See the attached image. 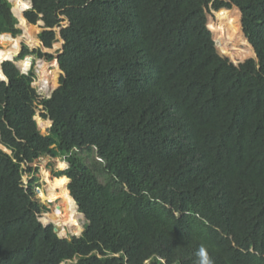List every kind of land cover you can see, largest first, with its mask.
Wrapping results in <instances>:
<instances>
[{
    "label": "trees",
    "instance_id": "trees-1",
    "mask_svg": "<svg viewBox=\"0 0 264 264\" xmlns=\"http://www.w3.org/2000/svg\"><path fill=\"white\" fill-rule=\"evenodd\" d=\"M28 1L43 47L63 42L37 52L62 76L42 98L34 68L2 64L0 264H198L201 246L213 264H264V0ZM12 10L0 0V36L23 34ZM212 11L242 15L258 59L220 56ZM60 156L81 236L44 225L38 179L23 181Z\"/></svg>",
    "mask_w": 264,
    "mask_h": 264
},
{
    "label": "bare ground",
    "instance_id": "bare-ground-1",
    "mask_svg": "<svg viewBox=\"0 0 264 264\" xmlns=\"http://www.w3.org/2000/svg\"><path fill=\"white\" fill-rule=\"evenodd\" d=\"M10 2L13 3V12L19 20V26L24 30V34L23 37L18 39L13 38L11 35L0 36V40H2L5 45V49L0 50V59L2 61L6 59L14 60L15 57L19 55L22 41L25 40L32 46L38 43V28L29 24L28 20L23 16V12L30 8V2L26 0H11ZM235 10L239 11L238 9ZM216 15L219 19L217 18V22L210 23V29L215 35L217 49L220 55L235 60H245L249 58L251 51L247 47L241 46V41H243L242 23L238 22V18L230 15L228 11L217 12ZM18 63L24 71H28L31 67L30 58ZM239 63H237V65ZM49 66L50 65L46 63L40 64V82L38 83L41 91L47 96H50L52 92L58 88V78L61 73L57 61L53 64L55 70L51 71L52 69H49ZM1 72L0 69V76L4 77L3 73L1 75ZM37 122L39 127L45 131H48L51 127V122L44 121L42 118H37ZM0 149L6 150L1 143ZM61 165L65 166V163L61 162ZM48 177L49 172L45 171L44 180H48ZM47 183V189L49 191H47L46 195H42L43 201H57L61 199V202L60 204H55L54 212L47 214L44 221L46 223H56L58 228L62 231L61 235L65 234V228H68L70 231L76 230L80 234L82 231L81 221L84 219V215L79 212L77 203L67 188L68 178L63 176L62 178H55ZM56 189H60V192L57 193ZM49 194L50 196H47Z\"/></svg>",
    "mask_w": 264,
    "mask_h": 264
},
{
    "label": "rangeland",
    "instance_id": "rangeland-1",
    "mask_svg": "<svg viewBox=\"0 0 264 264\" xmlns=\"http://www.w3.org/2000/svg\"><path fill=\"white\" fill-rule=\"evenodd\" d=\"M9 1H11V0H9ZM26 1H28V0H26ZM11 4L13 5V3L11 2ZM229 11H235V9L233 8V9H231V10H229ZM216 13L217 12H215V11H212L209 15H208V27H209V24L210 23H213V22H217V18H218V16L216 15ZM219 19V18H218ZM239 22V21H238ZM239 24V23H238ZM20 25V24H19ZM37 28H38V30H39V32H38V35H37V37H39V34L42 32V26H40V24H38L37 26H36ZM210 29V28H209ZM211 30V29H210ZM23 31V34H24V30H22ZM58 32H59V30H57ZM23 34L21 35V36H19V37H17V38H15V39H18V38H21V37H23ZM21 48H20V51H19V57L18 58H16L15 60H16V62H19V61H21L23 58L21 57L20 58V55L22 54V52H23V49H24V46H26V47H28L29 49H30V51H33V53H36V54H30L29 56H31V57H33L34 59H35V61H34V63H33V68H34V72H35V74H36V80H35V87H36V89L38 90V93L40 94V96L42 97V98H48V96L47 95H45L42 91H41V89H40V86L38 85V83L40 82V67H38V62L39 61H43V63H46V64H48V65H50L49 66V69H52L51 71H53V70H55V67L53 66V64H54V62L55 61H57L56 59L54 60V61H47V59L46 58H43V57H41V56H39L38 54H37V52L39 51V50H42L44 53H50V54H52V55H54V57L55 58H57V56H58V51H60L62 48H63V42L62 41H59V42H57L55 45H54V47H53V49H51V50H49V49H46V48H44L43 47V44L41 43V41L39 40V38H38V43L36 44V45H34V46H32V45H30L29 43H27L25 40L24 41H22V43H21ZM3 49H5V45H4V42L2 41V40H0V50H3ZM218 50V49H217ZM15 57V56H14ZM228 59V58H227ZM1 60V59H0ZM52 64V65H51ZM1 75H2V72H1ZM60 77H61V73H60V75H59V78H58V87H59V81H60ZM41 109V108H40ZM38 110L37 111V116H36V121H37V118L38 117H40V118H42L41 117V110ZM38 123V122H37ZM38 126H39V124H38ZM39 129H40V131H41V133L43 134V135H48L49 133H48V131H45V130H43L42 128H40L39 127ZM96 160V155H92L91 156V158L90 159H88L87 161L90 163L92 160ZM61 162H64V157L63 156H60L59 158H57V159H53V158H50V157H48V158H41V159H39V160H37L36 162H34L33 164H32V169L33 170H35V169H37L36 171H34L33 173H25L24 174V177H23V181H24V183L25 184H27L29 181H30V179L32 178V177H35L36 179H38V185H41V186H45V190H46V192L47 191H49L48 189H47V185H48V183L47 182H51L52 180H54L55 179V177H54V173L55 172H58V171H62V170H65V169H67L68 168V163H65V166H62L61 165ZM66 165H67V167H66ZM25 169H27V167H25ZM45 171H48L49 172V177H48V180H44V172ZM101 181L102 182H104L105 181V178L104 177H102V179H101ZM68 187V186H67ZM57 191V193L58 192H60V189H56ZM50 193V192H49ZM47 194V193H46ZM47 196H50V194L49 195H47ZM60 202H61V199H58L57 201H46V203L45 204H43V202H40L42 205H45L47 208H48V212H46V213H43L42 215H41V217H40V220H41V222L44 224V225H49V224H52V225H54V227L56 228L55 229V232L56 233H58V235L61 237V238H70V237H72V236H81L82 234H83V232H84V230H85V227H86V224H87V220L85 219V217H84V219L81 221V227H82V231L80 232V234L76 231V230H74V231H70L68 228H65V234L64 235H61V230L58 228V226L56 225V223H54V222H45L44 221V218H45V216L47 215V214H51V213H53L54 212V208H55V204L57 203V204H60ZM68 229V230H67ZM77 233V234H76ZM66 235V236H65ZM63 264H69V263H63Z\"/></svg>",
    "mask_w": 264,
    "mask_h": 264
},
{
    "label": "water",
    "instance_id": "water-1",
    "mask_svg": "<svg viewBox=\"0 0 264 264\" xmlns=\"http://www.w3.org/2000/svg\"><path fill=\"white\" fill-rule=\"evenodd\" d=\"M29 2H30V8L27 9V10H30V9L33 8V3H32V1H29ZM234 9H238V10L241 12V10H240L239 8H237V7H234ZM27 10H25V11L23 12V16H24V13H25ZM12 12H13V10H12ZM13 14H14V12H13ZM14 16L16 17L15 14H14ZM241 16H242V15H241ZM16 18H17V17H16ZM241 23H242V18H241ZM39 24H40V26H44V22H39ZM242 27H243V25H242ZM18 28L21 29V30H23L21 26H18ZM243 31H244V29H243ZM212 33H213V31H212ZM244 34H245V33H244ZM213 37H214V40H215V35H214V33H213ZM245 37H246V35H245ZM246 39H247V37H246ZM247 40H248V39H247ZM215 42H216V40H215ZM21 47H22V46H21ZM216 48H217V42H216ZM219 54H220V53H219ZM220 56H222V55H220ZM18 57H19V55L16 56L15 59L18 58ZM222 57H223V56H222ZM223 58H225V57H223ZM15 59H14V60L6 59V60H3V61L0 60V69H1V71H2V73H3V75H4V72H3V69H2V64H3L4 62H7V61H9V62H13V63H15V65H16L19 69H21L19 63L16 62ZM250 59H258L257 54H256L255 57H251V58H249V59H247V60H245V61H243V62H240L238 65L235 64V63H233L231 60H230V62H231L233 65H235L236 67H239L240 65L244 64L246 61H248V60H250ZM57 61H58V59H57ZM59 69H60V67H59ZM60 71H61V70H60ZM61 76H62V71H61ZM0 78H1L2 80H4V81H7V78L5 77V75H4V77H1V76H0ZM56 89H57V88H56ZM56 89L52 92V94H51L50 96H48V98H51V97H52V95H53V93L56 91ZM52 126H53V123H52V121H51V127L49 128L48 133L50 132ZM5 149H6V148H5ZM0 150L6 152V153H8V154H11V151H8L7 149H6V150L0 149ZM77 206H78V205H77ZM78 210H79V206H78ZM82 215H84V214H82ZM84 217H85V215H84ZM85 219H86V217H85ZM47 225H48V224H47Z\"/></svg>",
    "mask_w": 264,
    "mask_h": 264
},
{
    "label": "built area",
    "instance_id": "built-area-1",
    "mask_svg": "<svg viewBox=\"0 0 264 264\" xmlns=\"http://www.w3.org/2000/svg\"><path fill=\"white\" fill-rule=\"evenodd\" d=\"M30 58V63H31V67L28 71H24L23 69H21V72L25 75H28L29 72L33 69V63L35 61V59L31 56L27 57L25 60L29 59ZM43 63V61H39L38 62V67H40V64ZM36 80V79H35ZM33 86L35 87V82L33 84ZM36 88V87H35ZM64 159H67V157H64ZM35 192H36V195L39 199V202H43V204L46 203V201H43V198H42V195H46V190H45V186H41V185H37L36 186V189H35ZM45 206V205H44ZM64 263H69V264H72L73 262L72 261H65Z\"/></svg>",
    "mask_w": 264,
    "mask_h": 264
},
{
    "label": "clouds",
    "instance_id": "clouds-1",
    "mask_svg": "<svg viewBox=\"0 0 264 264\" xmlns=\"http://www.w3.org/2000/svg\"><path fill=\"white\" fill-rule=\"evenodd\" d=\"M10 2V1H9ZM27 57H29V56H27ZM26 57V58H27ZM25 58V59H26ZM24 59V60H25ZM57 60V59H56ZM16 61V60H15ZM22 61V60H21ZM21 61H19V62H21ZM58 62V61H57ZM21 70V69H20ZM64 157V156H63ZM64 162L65 163H67L66 162V159H64ZM47 193V192H46ZM38 198V197H37ZM38 201H39V199H38ZM82 214V213H81ZM197 256H198V258H199V262H198V264H213V261L211 260V258L209 257V253H208V251H207V249L204 247V246H201L199 249H198V251H197ZM63 264V263H62Z\"/></svg>",
    "mask_w": 264,
    "mask_h": 264
}]
</instances>
